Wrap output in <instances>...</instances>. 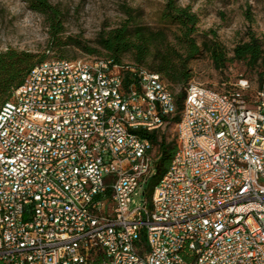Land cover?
<instances>
[{
    "label": "built area",
    "instance_id": "built-area-1",
    "mask_svg": "<svg viewBox=\"0 0 264 264\" xmlns=\"http://www.w3.org/2000/svg\"><path fill=\"white\" fill-rule=\"evenodd\" d=\"M185 91L108 57L31 68L0 109V264H264V78ZM177 113L135 204L158 151L138 130Z\"/></svg>",
    "mask_w": 264,
    "mask_h": 264
},
{
    "label": "rangeland",
    "instance_id": "rangeland-1",
    "mask_svg": "<svg viewBox=\"0 0 264 264\" xmlns=\"http://www.w3.org/2000/svg\"><path fill=\"white\" fill-rule=\"evenodd\" d=\"M59 6L63 13L64 32L62 37L72 36L96 46L99 32L109 30L127 19L130 11L141 24L155 29L165 26L161 11L165 0H49ZM182 6L189 5L199 17L197 25L198 43L204 38L217 39L223 44L229 56L234 46L247 38L249 31L264 40V0H177ZM173 39V35H172ZM0 42L4 50L14 48L36 54L37 58H58L65 53L69 59L105 57L104 53L90 55L75 47L65 51L51 46V33L46 17L33 10L28 0H0ZM51 47V48H49ZM123 63H134L129 56ZM190 83H197L212 89L223 90L232 87L239 79L249 80L251 87L260 84V77L254 69L243 62H229L224 69H217L210 54L202 49L190 63ZM187 87V86H186ZM177 93L180 87H175ZM186 92V91H185ZM168 140L176 139L177 126L172 123L164 132ZM135 204L144 200L150 204L148 193L133 195Z\"/></svg>",
    "mask_w": 264,
    "mask_h": 264
},
{
    "label": "trees",
    "instance_id": "trees-1",
    "mask_svg": "<svg viewBox=\"0 0 264 264\" xmlns=\"http://www.w3.org/2000/svg\"><path fill=\"white\" fill-rule=\"evenodd\" d=\"M30 7L46 17L51 33V46L62 48L75 47L90 55L104 53L105 57L115 62L123 63L129 56L141 66L162 75L171 87H180L177 93L178 110L182 108L185 89L192 77L190 63L202 49L206 50L217 69H224L229 62H243L247 68L257 71L260 83L264 78V40L249 31L247 38L239 41L229 56L216 34L207 39L204 35L201 44L198 43V15L189 5L182 6L177 0H165L161 18L165 26L155 29L141 24L130 11L127 19L119 25L99 32L96 46L89 45L77 37L60 36L64 30L62 10L49 0H28ZM173 35V39H172ZM51 48V47H49ZM63 53L60 59H69ZM45 55L37 58L36 54L9 48L0 54V109L10 99L13 91L21 85L31 68L44 61ZM231 87V86H230ZM230 87H226L230 88ZM179 114L175 115L173 123H177ZM144 137L150 138L158 145L155 173L149 178L145 193L152 195L155 184L166 173L177 149L176 139L168 140L163 132L138 130Z\"/></svg>",
    "mask_w": 264,
    "mask_h": 264
}]
</instances>
